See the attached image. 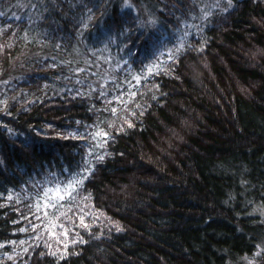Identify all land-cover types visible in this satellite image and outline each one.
Segmentation results:
<instances>
[{"label":"trees","instance_id":"16d2710c","mask_svg":"<svg viewBox=\"0 0 264 264\" xmlns=\"http://www.w3.org/2000/svg\"><path fill=\"white\" fill-rule=\"evenodd\" d=\"M203 1L0 0V264H264V0Z\"/></svg>","mask_w":264,"mask_h":264},{"label":"rangeland","instance_id":"374dc122","mask_svg":"<svg viewBox=\"0 0 264 264\" xmlns=\"http://www.w3.org/2000/svg\"><path fill=\"white\" fill-rule=\"evenodd\" d=\"M220 1H222V0H204L203 2H202V4H201V6H199V8H200V17H199V19H201V18H203L205 15H206V13H208L209 12V9H212V8H214V7H216L217 5H218V2H220ZM124 5L125 6H128V0H125V3H124ZM207 9V10H206ZM207 11V12H206ZM35 22V21H34ZM148 22H151V20L149 19V20H147V23ZM152 22L154 23L155 21L154 20H152ZM97 58H99L100 60H102V57L100 56V55H97ZM105 61V60H104ZM111 68H113V67H111ZM62 190L63 189H61V190H59V191H53L52 193L54 194V195H56V194H61L62 193ZM258 258V255H256V259Z\"/></svg>","mask_w":264,"mask_h":264},{"label":"snow or ice","instance_id":"6c2138e0","mask_svg":"<svg viewBox=\"0 0 264 264\" xmlns=\"http://www.w3.org/2000/svg\"><path fill=\"white\" fill-rule=\"evenodd\" d=\"M129 7H131L130 5H129ZM102 159V158H101ZM76 183H79V181H77ZM72 185H70V187H71Z\"/></svg>","mask_w":264,"mask_h":264}]
</instances>
